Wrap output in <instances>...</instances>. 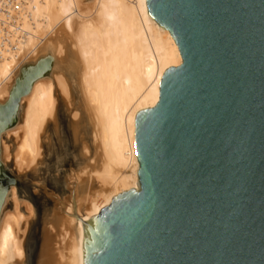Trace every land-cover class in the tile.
Returning <instances> with one entry per match:
<instances>
[{
	"label": "water",
	"instance_id": "95a60500",
	"mask_svg": "<svg viewBox=\"0 0 264 264\" xmlns=\"http://www.w3.org/2000/svg\"><path fill=\"white\" fill-rule=\"evenodd\" d=\"M146 7L182 62L136 114L138 188L82 222L83 264H264V0ZM40 61L20 70L0 106V134L49 73ZM14 175L0 162V207L21 186Z\"/></svg>",
	"mask_w": 264,
	"mask_h": 264
},
{
	"label": "bare ground",
	"instance_id": "6f19581e",
	"mask_svg": "<svg viewBox=\"0 0 264 264\" xmlns=\"http://www.w3.org/2000/svg\"><path fill=\"white\" fill-rule=\"evenodd\" d=\"M37 60L51 69L33 81L20 98L15 123L0 134V162H12L19 175L36 171L45 130L56 124L62 103L72 113L75 140L86 123L84 165L57 207L56 223L46 228L39 262L83 264L82 222L111 198L138 188L136 114L158 102L162 74L182 59L169 31L149 15L146 0H0V106L20 70ZM33 213L32 203L20 200L11 184L0 207V264H23Z\"/></svg>",
	"mask_w": 264,
	"mask_h": 264
},
{
	"label": "rangeland",
	"instance_id": "374dc122",
	"mask_svg": "<svg viewBox=\"0 0 264 264\" xmlns=\"http://www.w3.org/2000/svg\"><path fill=\"white\" fill-rule=\"evenodd\" d=\"M65 68L61 69L65 70ZM66 72L68 78L72 76L74 79L70 68ZM72 95L73 104L77 106L78 94L74 90ZM71 114L63 103L58 106L56 124L51 122L45 130L42 154L36 171L28 170L19 175L12 162L7 164L15 177L23 179L21 186H17L19 199L30 201L34 212L26 231L23 264H39L46 228L49 223H56L57 207L69 195L70 181L79 167L84 165L82 146L84 143H89V127L82 121L78 140H75L70 123ZM8 209H11V204H8Z\"/></svg>",
	"mask_w": 264,
	"mask_h": 264
}]
</instances>
